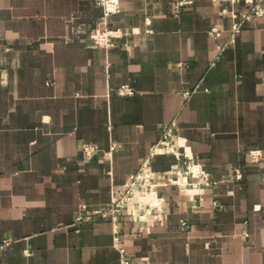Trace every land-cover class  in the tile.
Masks as SVG:
<instances>
[{
  "label": "crops",
  "instance_id": "crops-1",
  "mask_svg": "<svg viewBox=\"0 0 264 264\" xmlns=\"http://www.w3.org/2000/svg\"><path fill=\"white\" fill-rule=\"evenodd\" d=\"M119 1L109 26L125 34L106 49L90 36L99 0H0V264H264V160L250 155L264 152V15L240 18L257 0ZM173 122L199 175L184 155L179 183L160 154L161 210L125 208L119 233L111 216L78 220Z\"/></svg>",
  "mask_w": 264,
  "mask_h": 264
},
{
  "label": "built area",
  "instance_id": "built-area-1",
  "mask_svg": "<svg viewBox=\"0 0 264 264\" xmlns=\"http://www.w3.org/2000/svg\"><path fill=\"white\" fill-rule=\"evenodd\" d=\"M99 2L104 6V16L99 21V24L92 29L90 36L93 44L96 47L109 49L115 45L118 38L122 37L125 34L121 28H112L109 26L110 15L120 10V1L99 0ZM190 2H192V0H179L176 5L177 11H180L181 7L184 4ZM253 15H264V0H257L255 7L252 10L242 13L240 18L248 19ZM233 16L237 18V20L233 24V33L235 34L241 30L242 22L240 21L238 14L234 13ZM212 32L215 34V36H219L221 34V29L217 26H213ZM120 91L122 93H132L133 89L129 85H123L120 88ZM186 94L189 95L190 92L186 91ZM174 126V122L164 126L162 138L152 147L141 168L131 176V180L125 186V188L113 196L112 201L107 207L97 208L93 211V214H81L78 217V220H83L84 218L91 219L93 215L111 216L114 221L115 230L119 233V213L125 208L129 211H132V214H140L141 210H145V208L147 209L146 206L149 207L147 209L148 212H150L152 208H159V210H161L164 198H150V192L154 188H156V186L161 184L155 179L157 174L151 167V160L160 154H174L177 157L178 161L173 165V170H176L178 173V180L176 179V181H179V183H181V176L183 171H181L180 168H176H178L179 161H181L182 157L184 155H187V153H183L180 150L181 141H178V144L174 142L172 136ZM97 148V144L93 142L83 143V152L87 157H92L97 151ZM250 155L252 162H259L264 160V152L261 149L251 150ZM187 158H189V161L191 162L187 164L188 167L186 169V172H190L196 176L199 175L197 167H194V165L192 164V157L187 155ZM237 172L239 177L242 176L239 169L237 170ZM204 177V182L209 184L211 181L209 180L208 174L204 173ZM142 217L145 218V216L143 215Z\"/></svg>",
  "mask_w": 264,
  "mask_h": 264
},
{
  "label": "rangeland",
  "instance_id": "rangeland-1",
  "mask_svg": "<svg viewBox=\"0 0 264 264\" xmlns=\"http://www.w3.org/2000/svg\"><path fill=\"white\" fill-rule=\"evenodd\" d=\"M158 175V174H157Z\"/></svg>",
  "mask_w": 264,
  "mask_h": 264
}]
</instances>
